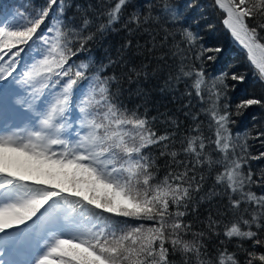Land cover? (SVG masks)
Instances as JSON below:
<instances>
[{
    "label": "snow or ice",
    "instance_id": "1",
    "mask_svg": "<svg viewBox=\"0 0 264 264\" xmlns=\"http://www.w3.org/2000/svg\"><path fill=\"white\" fill-rule=\"evenodd\" d=\"M214 5L264 81V0H214ZM72 7L71 0H45L38 9L12 19L0 15V118L12 115L22 124L5 123L0 128V264H175L170 257L177 255L181 264H264V252L249 251L242 243L249 240L253 249L264 248V191L253 190L264 189V170L254 179L250 164L252 159H264V151L247 155L248 139L264 144V130L236 144L230 127L235 122L231 105L221 106L228 80L242 82L245 76L224 71L207 84L203 68L186 71L181 61L175 80L195 76L191 89L201 104L207 92L208 107L201 111L215 128L214 139H208L200 123L194 124L177 149L174 134H157L146 116L118 103L112 91L118 83L115 74L103 75L100 69L89 77L90 63L73 59L98 36L117 30L116 25L131 36L149 32L146 26L169 15L176 20L175 6L162 0L159 11L150 4L142 14L133 0H115L113 6L92 15V5L76 4L78 23L68 16ZM129 7L132 11L125 15ZM54 12V23L46 25ZM180 35L189 46L197 40L190 29ZM34 46L39 58L31 55ZM156 47L153 42L149 51ZM131 48L129 39L103 68L124 60ZM174 48L173 57L183 52L180 44ZM220 51L201 46L196 58L214 61L212 53ZM148 67L129 68V82L146 80L158 70L149 73ZM84 81H88L87 89L81 87ZM21 90L23 97L14 99ZM253 105L264 107V97L241 99L235 115ZM76 109L78 131L75 139H68V117ZM198 116L193 115V121ZM172 123L179 127L176 120ZM153 146L169 161L162 179L157 159L148 151ZM237 147L244 155L237 154ZM217 166L221 171L215 182L226 186L234 216L223 235L241 242L236 245L239 251L229 253L222 247L214 258L205 233L193 232L184 218L197 210L193 194L203 189L204 176L197 179L196 170L211 171ZM204 199L200 197L199 202ZM117 217L139 223L121 222ZM219 226L210 213V234L220 235L212 231ZM241 251L243 260L238 258Z\"/></svg>",
    "mask_w": 264,
    "mask_h": 264
},
{
    "label": "trees",
    "instance_id": "2",
    "mask_svg": "<svg viewBox=\"0 0 264 264\" xmlns=\"http://www.w3.org/2000/svg\"><path fill=\"white\" fill-rule=\"evenodd\" d=\"M161 2L162 0H133L136 9L141 11L142 14L147 13L150 4L156 5L155 11H159ZM168 2L174 5L175 10L178 12L176 20H173L169 15L167 18H162L158 23L146 26L149 28V32H140L131 36L126 31L119 30L120 25H116L117 30L109 31L90 42L85 50L79 52L77 57L73 58L74 62H89L91 65L87 73L89 77L100 69H102L103 75L111 76L115 74L118 77V83L112 85V91L116 94L118 103L130 111L135 110L139 115L146 116L150 122V127L157 134H174L173 139L176 142L175 146L177 149L181 146L180 141L186 135L191 134L194 124L200 123L201 131L208 139H214L215 128L210 117L201 111L202 107H208L207 92L205 91L204 102L201 104L200 99L196 97L194 90L191 89L195 76L193 75L191 78L182 77L178 82L175 80L181 61L186 71L191 70L195 73V71L203 68L207 84H211L213 78L224 71H228L229 75L232 72L238 75L242 74L245 76L242 82L228 80L227 98H222L221 101V106L229 103L231 105L232 119L235 121L230 125L233 140L236 144L242 145L248 134L254 137L257 130H264V107L253 105L248 109L240 110L242 112L241 115H235L236 104L243 98L264 97V81L258 78L253 66L250 65L246 50L234 40L230 31L223 25V13L214 5V0H168ZM44 3L45 0H0V15L8 16L9 19H12L18 13H28L38 9ZM71 3L73 7L68 11V16H74L78 23L80 12H77L74 5H92L90 14L95 15L97 12L113 6L115 0H71ZM130 11H132L131 7L125 10V15ZM55 15L54 12L52 14L53 19L47 20L45 22L46 25L51 26L54 23ZM96 22L101 23L103 21L97 20ZM183 29H190L197 34V40L193 45L189 46L186 42H182L180 33ZM165 35H168L167 40L164 39ZM152 36H155V41L152 40ZM129 39L132 40V48L125 53L124 60L111 67L103 68L104 65L108 64L109 56L115 58L117 50ZM153 42L157 47L153 51H149ZM175 44H180L183 49V52L177 57L171 55V51H175ZM136 45L141 47L137 49ZM201 46L203 48L219 47L221 51L212 53L216 57L214 61H209L206 58L201 61L196 58V54L201 51ZM31 55L39 58L35 46ZM160 57H163V59ZM141 64L149 66V73H153L154 69L158 70L146 80L141 78L137 82L130 83L128 77L132 73L129 72V68L133 65L139 67ZM170 75L173 77L172 80H169ZM81 87L87 89L88 81L82 82ZM189 91H192L191 96L187 95ZM23 95L24 93L21 90L20 96L14 97V99L22 98ZM186 104H189V106L185 107ZM185 112L188 113L187 116H185ZM197 113H199L198 119L193 121L192 116ZM79 115L78 109L70 113L68 122L71 127L67 129L66 138L70 139L78 131V124H75ZM153 117H155L154 121L152 120ZM172 120L178 122V128L172 123ZM237 134L239 135L237 136ZM248 143L251 147L247 155L256 156L261 151H264V144L259 140L249 138ZM148 151L157 159L159 165L158 174L159 178L162 179L169 170V161L167 158L159 156L158 146H153ZM236 152L239 155H244L240 152L239 147L236 148ZM215 155L220 158L219 153ZM229 156L231 157V151ZM180 158L184 159L183 156ZM250 164L256 174L254 176L255 179L264 170V159H252ZM247 170L245 167L244 171L247 172ZM220 171L221 168L219 166L211 171L207 167L196 170L197 179L201 175L204 176L203 189L199 193L193 194L194 201L197 202V210L194 212L190 211L189 215L184 218L185 223L191 222L193 232L203 231L205 233V242L214 258L218 255L216 250L222 247H226L229 253L239 251L236 245L241 242L235 238L228 240L223 235L224 226L234 216L233 211L230 209L226 186L217 185L215 182L216 173ZM253 190L257 194L264 191L262 188H253ZM214 193L219 194L214 195ZM200 197L205 198L203 202H199ZM208 197L212 198L208 199ZM210 213L214 220L220 222V226L212 229V231L218 232L220 235L210 234L207 227ZM238 214L236 213V215ZM105 215L108 214L105 213ZM116 219L121 222L126 221L129 224L139 223L123 217H117ZM261 238L264 239V235ZM221 241L224 242L223 246ZM242 243L244 248L249 251L264 252V248L257 247L253 249L252 242L249 240H244ZM244 256V252H239V259L243 260ZM170 259H173L175 264H181L179 255L170 257Z\"/></svg>",
    "mask_w": 264,
    "mask_h": 264
},
{
    "label": "rangeland",
    "instance_id": "3",
    "mask_svg": "<svg viewBox=\"0 0 264 264\" xmlns=\"http://www.w3.org/2000/svg\"><path fill=\"white\" fill-rule=\"evenodd\" d=\"M223 18H224V16H223ZM5 123H7V124H21L19 118L12 116V115H6L3 118H0V128H2ZM75 125H77V122ZM21 126H22V124H21ZM75 138H76V134L73 137H71L70 139H75ZM84 178H85V180H87V175H85Z\"/></svg>",
    "mask_w": 264,
    "mask_h": 264
}]
</instances>
